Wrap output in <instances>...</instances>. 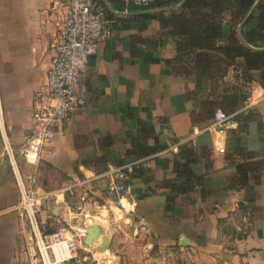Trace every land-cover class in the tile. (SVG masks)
<instances>
[{
    "label": "crops",
    "instance_id": "crops-1",
    "mask_svg": "<svg viewBox=\"0 0 264 264\" xmlns=\"http://www.w3.org/2000/svg\"><path fill=\"white\" fill-rule=\"evenodd\" d=\"M64 3L0 0V120L14 151L31 133L34 93L44 84L60 42ZM115 8L145 10L124 4ZM114 15L121 19H106L81 79L79 92L87 105L63 124L38 164L34 156H17L23 177L36 171V187L49 196L39 214L43 230L73 229L79 264H264V173L241 185L237 163L242 158L236 152L243 147L264 157V104L244 111L241 104L223 136V152L215 150L207 129L213 116L206 118L207 103L225 94L261 95L258 72L250 80L238 59L217 82L175 73L170 60L176 42L170 36L158 40V20ZM134 37L158 43L136 42L133 49ZM141 125L152 130L146 144L160 150L144 158L128 156ZM108 138L110 146L105 145ZM189 153L203 184L169 204L174 163L186 162ZM127 163L134 164V171L125 182L124 204L133 213L115 204L105 175L110 166ZM84 180L91 190L86 203L80 201L83 188L75 187L74 195L68 191ZM19 200L0 130V264L34 261L24 247ZM94 218L99 219L100 240L86 246L82 233ZM105 237L110 247L102 252Z\"/></svg>",
    "mask_w": 264,
    "mask_h": 264
},
{
    "label": "built area",
    "instance_id": "built-area-1",
    "mask_svg": "<svg viewBox=\"0 0 264 264\" xmlns=\"http://www.w3.org/2000/svg\"><path fill=\"white\" fill-rule=\"evenodd\" d=\"M156 0H123L125 7L150 8ZM60 42L55 46V56L49 68L42 87L34 93L31 133L28 134L17 151L11 147L3 132L0 120V130L4 141V150L9 159L13 176L20 191V200L16 210L24 217L37 247V259L32 264H79V245L74 238L73 229L60 227L54 232L46 233L40 222L45 200L49 197L42 194L36 187V171L23 177L17 156L28 159L32 154L35 165L42 159L45 148L53 141L63 124L80 107L87 105V99L80 95L81 79L86 72L90 58L96 54L98 41L106 24L105 12L98 7L97 0H65ZM264 104V92L258 97L250 93L243 101L241 111L250 110ZM235 114H227L217 109L210 125L207 127L215 141V150L224 151L223 136L227 126ZM1 119V113H0ZM264 126V110L262 112ZM134 171V164L127 163L110 166L105 175L109 182V190L117 196L115 204L131 213L124 204L125 184ZM88 180L78 182L68 188L74 195L75 187L83 188L80 201L86 203L91 198V190L86 187ZM129 204V203H128ZM140 227L147 229V223L140 220ZM84 231L82 235H85ZM57 247H65L66 252L56 251ZM85 260V259H84Z\"/></svg>",
    "mask_w": 264,
    "mask_h": 264
},
{
    "label": "trees",
    "instance_id": "trees-1",
    "mask_svg": "<svg viewBox=\"0 0 264 264\" xmlns=\"http://www.w3.org/2000/svg\"><path fill=\"white\" fill-rule=\"evenodd\" d=\"M120 8L123 0H109ZM182 0H156L152 8H161L180 3ZM257 0H187L183 7L159 14H146L135 19H156L160 23L161 32L158 40L170 36L176 42V56L170 60L175 73L194 76L199 80L217 82L225 78L228 70L243 59V74L252 80L258 72L257 81L264 88V52H256L245 47L237 36V28L247 16L250 8ZM99 8L105 12L106 19H121L112 14L103 0H97ZM245 39L256 47H264V0H261L256 9L250 14L242 27ZM154 40L133 38V49L136 42L154 44ZM245 91L238 90L221 96L217 101L207 103L206 118H211L217 109L231 115L236 113L246 98ZM247 121L250 116H245ZM200 118H197L199 120ZM152 134L151 128L141 125L137 137L133 138L128 156L144 158L157 153L158 146L146 144V138ZM112 140L106 139L105 145L110 146ZM237 155L242 158L237 163V170L241 185L250 182L251 175L264 173V157L259 158L254 151L237 147ZM192 153H189L186 162L176 160L174 171L176 178L168 184L170 195L169 204L176 197L194 191L203 184L204 178L193 172L195 163ZM46 232V231H45ZM50 233V232H46Z\"/></svg>",
    "mask_w": 264,
    "mask_h": 264
},
{
    "label": "water",
    "instance_id": "water-1",
    "mask_svg": "<svg viewBox=\"0 0 264 264\" xmlns=\"http://www.w3.org/2000/svg\"><path fill=\"white\" fill-rule=\"evenodd\" d=\"M187 0H182L180 3L178 4H174V5H170V6H166V7H161V8H149V9H145V10H139V11H134V12H122L117 10L111 3L109 0H103L106 8L113 14H116L118 16H124V17H132V16H136V15H146V14H159V13H164V12H169V11H174L177 10L181 7L184 6V4L186 3ZM261 0H257L255 2V4L250 8L247 16L244 18V20L241 22V24L238 26L237 28V36L240 40V42L247 48L256 51V52H264V47H256L253 46L252 44H250L245 37L242 34V27L245 23V21L247 20V18L250 16V14H252V12L256 9V6L259 4ZM93 58V56L91 57ZM100 235V230H99V225L97 223L92 224V226H90L89 228H87L86 230V237L84 239V244L86 246H92L94 245L95 242L98 241ZM110 247V243H109V239L108 238H103L102 240V244L100 247V250L102 252L106 251L108 248Z\"/></svg>",
    "mask_w": 264,
    "mask_h": 264
},
{
    "label": "rangeland",
    "instance_id": "rangeland-1",
    "mask_svg": "<svg viewBox=\"0 0 264 264\" xmlns=\"http://www.w3.org/2000/svg\"><path fill=\"white\" fill-rule=\"evenodd\" d=\"M7 156V155H6ZM17 213L19 214V212L17 211ZM20 216V214H19ZM21 221L24 224V229H25V243H24V247L28 252H31L33 254V259L36 260L38 255H37V247H36V243L34 241V238L32 236L31 230H30V226L28 224V222L26 221V219L22 216H20ZM97 220H99L98 218H96ZM80 232V230L75 229L74 233H78ZM30 262H32V259L30 258ZM91 262V261H90Z\"/></svg>",
    "mask_w": 264,
    "mask_h": 264
},
{
    "label": "bare ground",
    "instance_id": "bare-ground-1",
    "mask_svg": "<svg viewBox=\"0 0 264 264\" xmlns=\"http://www.w3.org/2000/svg\"><path fill=\"white\" fill-rule=\"evenodd\" d=\"M30 156L32 157V156H34V155L31 154ZM30 156H29V157H30ZM126 204H127V203H126ZM118 213H120V212H118ZM104 215L106 216V214H104ZM98 218H99V217H98ZM101 219H102V218H101ZM94 223H97V224H98V223H99V220H97V219H95V218L92 219V224H94ZM98 225H99V224H98ZM101 238H102V237H101ZM99 240H100V238H99ZM60 250H62L63 253L66 252L65 247H57V248H56V251H60ZM106 251H107V250H106ZM106 251H104V252H106ZM100 253H102V252H100ZM102 254H103V253H102ZM99 255H100V254H99ZM99 255H98V256H99Z\"/></svg>",
    "mask_w": 264,
    "mask_h": 264
}]
</instances>
